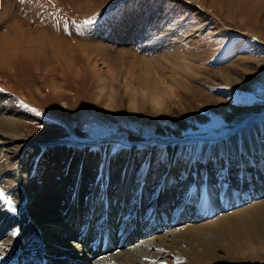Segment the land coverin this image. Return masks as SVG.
I'll list each match as a JSON object with an SVG mask.
<instances>
[{
	"label": "bare ground",
	"instance_id": "obj_1",
	"mask_svg": "<svg viewBox=\"0 0 264 264\" xmlns=\"http://www.w3.org/2000/svg\"><path fill=\"white\" fill-rule=\"evenodd\" d=\"M69 3L79 10V2ZM21 24L15 22L0 34V77L22 80L28 89L35 85L31 77L39 75L57 100L56 96L66 99L65 89L72 80L83 82L90 76L91 97L103 100L107 112L116 110L121 97L116 89L118 81L108 66V70L97 68L95 50L77 42L72 47L73 42L48 34L49 29L40 23H35L36 30H25ZM175 56V61L163 59L171 66L184 67L193 76L189 58L184 53ZM143 66L142 74L149 78L152 69L149 64ZM58 78L61 83L56 82ZM75 85L80 91V85ZM0 88V190L4 193L0 196V264H242L264 258V123L249 125L256 115L263 113L264 118V109L237 113L238 121L233 112L231 124L239 129L232 137L216 143L192 139V150L185 149L176 160L180 174L179 180H174L171 174L178 158L176 147H165L164 163L160 159L165 149L134 147L127 164L132 147L123 148L115 142L111 147L110 143L103 146V142L79 146L56 140L61 135L56 129H34V122H44L24 105L28 101L25 93L20 92L22 103L9 93L6 84ZM122 88L130 96L129 107L135 110L136 96L129 94L126 86ZM163 99L153 95L151 108L163 111ZM73 155V164H66ZM37 159L40 164H35ZM199 159L206 162L202 164L205 172H189ZM140 169H153L156 193L145 200L148 181L147 185H137L136 201L140 205H131L123 213L114 203H119L125 192V185L119 186L123 173L127 171V176L140 182ZM208 171L220 177L217 184ZM116 190L112 202L108 196ZM141 191L146 195L139 197ZM96 192L100 205L97 199L89 204ZM120 214L128 232L119 236H112L109 230L105 238L86 244L89 231H77L80 222L83 226L92 217L99 221ZM61 231L66 236L63 242ZM67 241L75 243L66 245Z\"/></svg>",
	"mask_w": 264,
	"mask_h": 264
},
{
	"label": "rangeland",
	"instance_id": "obj_2",
	"mask_svg": "<svg viewBox=\"0 0 264 264\" xmlns=\"http://www.w3.org/2000/svg\"><path fill=\"white\" fill-rule=\"evenodd\" d=\"M69 2H79V10ZM90 19L94 23L86 24L85 21ZM19 21L25 30L32 27L36 30L35 23H40L49 29L48 34L65 36L73 42L72 47L77 42L90 51L95 50L97 55H93V61H97V68L108 70V66L118 81L116 89L121 95L118 107L107 112L103 100L91 97L90 76L83 82L72 80L71 86L65 89L68 91L64 94L66 99L56 96L58 101L39 75L31 77L35 85L28 89L22 80L17 82L11 77H0V86L6 84L9 93L18 99L22 97L20 92L25 93L28 101L24 105L44 122H34L33 128L56 129L61 133L56 140L79 146L103 142V146L109 147L110 143L111 147L115 142L123 148L132 147L127 164H130L134 147L148 151L165 149L160 159L163 163L167 154L165 147H176L178 158L175 157L174 174L171 175L174 180H179L176 160H180L185 149L192 150V139L220 142L237 133V127H233L230 120L233 112L238 121L240 115L237 113L264 109V65L257 63H264V0H0V34L5 33V27ZM176 53H184L189 58L193 76L188 75L184 67L171 66L163 59L171 57L170 60L175 61ZM95 56L103 58L106 66ZM77 62L80 66L81 61ZM145 64L152 69L149 78L142 74ZM56 82L61 83V80L58 78ZM75 84L80 85V91ZM122 86L136 96L135 110L129 107L130 96L125 95ZM153 95L164 98L163 111L156 112L151 108ZM251 119L250 126L259 127L264 123L263 113ZM42 149L45 151V146ZM73 158L74 155L66 164H73ZM79 159L82 160V156H78V162ZM35 164H40V159ZM202 164L206 162L197 160L189 172H205ZM221 170L225 172V169ZM139 172L140 182L127 176V171L123 173L119 186L125 185V192L120 195L123 198L119 203L114 201L123 213L131 205L139 207L137 185L148 181V195L145 196L144 191L139 194V197L145 196V200L156 193L153 169H140ZM208 173L217 184L220 177L214 171ZM101 186L98 183V187ZM115 194L117 190L113 195L105 196L113 202ZM124 198L129 199L126 202ZM94 200L100 205L98 192L89 199V204ZM120 218L121 214L111 219L102 217L99 221L92 217L83 226L80 222L77 231H89L85 242L88 244L97 241L111 227L114 232L119 231L118 226L126 221ZM59 238L62 242L66 238L62 231ZM73 242L64 243L71 245ZM242 264H264V258Z\"/></svg>",
	"mask_w": 264,
	"mask_h": 264
},
{
	"label": "snow or ice",
	"instance_id": "obj_3",
	"mask_svg": "<svg viewBox=\"0 0 264 264\" xmlns=\"http://www.w3.org/2000/svg\"><path fill=\"white\" fill-rule=\"evenodd\" d=\"M85 23L86 24H92V23H94V21L90 19V20L85 21ZM0 91H2V90H0ZM0 196H4L3 190H0ZM8 202L11 203V200L9 199Z\"/></svg>",
	"mask_w": 264,
	"mask_h": 264
}]
</instances>
